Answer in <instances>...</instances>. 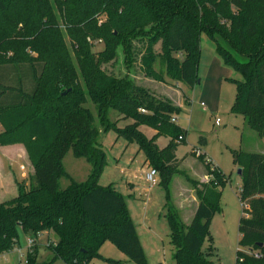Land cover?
Listing matches in <instances>:
<instances>
[{
    "label": "trees",
    "instance_id": "trees-1",
    "mask_svg": "<svg viewBox=\"0 0 264 264\" xmlns=\"http://www.w3.org/2000/svg\"><path fill=\"white\" fill-rule=\"evenodd\" d=\"M15 1L0 0V14H10L0 17V146L22 144L33 172L28 184L16 182L11 201L0 203V257L19 247L21 229L27 238L47 236L44 251L51 254L41 260L36 244L27 264H91L107 241L134 264H144L125 198L98 182L106 152L96 120L105 132L116 129L138 146L148 167L158 171L169 203L173 176L184 161L177 151L188 137L178 116L191 101L185 93L179 96L186 98L183 105L174 95L159 96L140 80L170 83L175 93L181 84L194 88L205 33L224 65L242 77L230 80L236 86L232 113L264 137V0H55L60 18L48 0L13 11ZM97 43L104 49L94 51ZM122 118L132 123L119 128ZM144 126L155 131L151 139ZM161 137L169 141L163 149ZM70 151L91 165L87 182H76L65 170ZM205 157L198 156L211 180L195 183L198 205L190 223L174 207L168 210L175 264H216L212 246L206 253L202 248L219 210V188L228 180ZM233 158L243 180L236 264H264V154L235 151ZM64 178L66 188L60 185Z\"/></svg>",
    "mask_w": 264,
    "mask_h": 264
},
{
    "label": "rangeland",
    "instance_id": "rangeland-1",
    "mask_svg": "<svg viewBox=\"0 0 264 264\" xmlns=\"http://www.w3.org/2000/svg\"><path fill=\"white\" fill-rule=\"evenodd\" d=\"M48 1L49 5L54 6L60 18L55 0ZM29 2L34 5L31 0H16L13 11L23 8V5ZM9 15L0 14V17L5 20ZM200 46L198 83L194 88L181 84L175 93L170 83L163 86L143 77L140 80L143 85H149L159 96L174 95L175 99H182L183 105L186 98L182 96L179 98V96L185 93L191 101L190 105L183 106V111L178 116V124L188 131V137L177 151V158L184 161L180 166L181 173L173 176L169 203L163 186L159 184L151 188L146 182L145 172L149 167L146 164L145 155L139 151L138 146L129 144L126 139L118 135L116 129L111 128L105 132L104 126L96 120V126L101 131L99 143L106 152V166L98 182L104 188L112 186L125 198L126 209L136 226L145 252L144 264H175L174 256L177 250L172 244L171 229L167 219L169 207L177 209L182 221L188 225L191 218L190 212L198 203L197 184L208 183L211 180L208 177L207 166L199 160L197 154H191L196 149L205 154L206 160L209 159L212 164L220 168L228 180L222 188H219L222 191L219 210L211 223L210 236L206 238L202 252L206 253L212 246L211 260L213 262L236 264L237 251L241 250L238 229L243 211L239 189L242 187L243 180L238 173L240 168L234 163L233 154L235 151L264 154V137L250 130L246 118L235 115L231 111L236 99V86L230 80H242L240 74L224 65L216 52L215 41L205 33H202L200 37ZM102 49H104V44H95L94 51ZM118 54L123 59L122 48L118 49ZM234 57L241 62L246 61L241 56L235 55ZM166 90H170L171 93ZM86 107L97 117L98 112L93 104L89 102ZM116 116L115 112H110L109 119L115 122L118 120ZM217 119L220 120L219 126L216 125ZM130 123H132L131 120L122 118L118 122V127L123 129ZM141 130L149 139L155 134L153 129L146 126ZM2 131L3 129L0 128V133ZM202 138L206 140L205 144H201ZM168 142V138L161 137L158 145L163 149L167 147ZM21 164L22 161L19 160L11 164L12 174H15L19 183L28 184L29 172L21 170ZM63 165L67 173L78 183L87 182L91 175V165L87 159L74 157L72 151L65 155ZM203 180L206 182H202ZM60 185L66 188L69 180L62 179ZM0 195L1 203L11 201L16 193L9 194L8 192L5 197H2L3 193L0 192ZM146 215L147 218H145ZM19 234L18 248L26 253L28 238L21 229ZM52 241L56 242V237L52 236ZM40 243L47 245V236L42 237ZM100 253L101 258L93 260L91 264H134L109 241L103 244ZM40 258L51 260V254L49 252L45 254L42 248ZM20 261L21 264H26V259L21 260L18 251L14 250L2 256L0 264H20ZM54 264L66 263L58 259Z\"/></svg>",
    "mask_w": 264,
    "mask_h": 264
},
{
    "label": "crops",
    "instance_id": "crops-1",
    "mask_svg": "<svg viewBox=\"0 0 264 264\" xmlns=\"http://www.w3.org/2000/svg\"><path fill=\"white\" fill-rule=\"evenodd\" d=\"M0 128H2L1 125ZM16 160L22 161L21 170L29 172V176H30V174L33 172V167L28 159L24 146L22 144H13V143L10 145L0 146V192L3 193L2 197H5V194L8 192L9 194L17 193V185H16L17 178L15 174H12L11 171V164H13L14 161ZM9 176L11 178V182ZM202 182H206V181L203 180ZM197 205L194 209H192V212H190L191 213L190 221L194 216ZM145 218H147V215L145 216ZM41 238L37 240L36 244H40L41 246L40 248L42 249L45 246L41 245L40 243Z\"/></svg>",
    "mask_w": 264,
    "mask_h": 264
},
{
    "label": "built area",
    "instance_id": "built-area-1",
    "mask_svg": "<svg viewBox=\"0 0 264 264\" xmlns=\"http://www.w3.org/2000/svg\"><path fill=\"white\" fill-rule=\"evenodd\" d=\"M145 112V111H142ZM216 125L219 126L220 125V120L217 119L216 120ZM196 154L199 156L201 154H203L201 151H196ZM145 179L146 182L152 187L159 185L160 180H159V173L156 169L149 167L148 170L145 172ZM37 240L34 238H28V247L26 249V253L23 252L22 249L20 248H16L15 250L18 251L19 255H20V259H26V264H27V256L29 253H32L34 247L36 246ZM254 256L257 258V260L259 258H261V255L258 253H255ZM2 257H0L1 260ZM22 262L20 261V264Z\"/></svg>",
    "mask_w": 264,
    "mask_h": 264
},
{
    "label": "water",
    "instance_id": "water-1",
    "mask_svg": "<svg viewBox=\"0 0 264 264\" xmlns=\"http://www.w3.org/2000/svg\"><path fill=\"white\" fill-rule=\"evenodd\" d=\"M199 82H200V81H199ZM238 173L241 175V173H242V170H241V169H239ZM259 247H260V248H262V245H259Z\"/></svg>",
    "mask_w": 264,
    "mask_h": 264
}]
</instances>
